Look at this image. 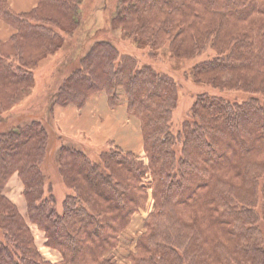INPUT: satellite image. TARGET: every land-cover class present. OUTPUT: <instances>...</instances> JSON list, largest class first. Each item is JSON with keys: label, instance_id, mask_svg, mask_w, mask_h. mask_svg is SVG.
Here are the masks:
<instances>
[{"label": "trees", "instance_id": "16d2710c", "mask_svg": "<svg viewBox=\"0 0 264 264\" xmlns=\"http://www.w3.org/2000/svg\"><path fill=\"white\" fill-rule=\"evenodd\" d=\"M82 1L39 0L16 14L0 0V18L16 31L0 40L1 121L34 92L38 61L78 27ZM111 23L149 45L152 58L164 51L185 60L213 49L214 57L193 67L195 79L252 97L236 103L199 95L175 134V79L112 41L91 42L62 76L52 108L83 107L101 91L111 106L125 101L140 123L144 154L115 143L92 157L62 146L58 168L70 193L58 211L42 171L44 122L1 132L0 264H124L121 237L145 208L148 174L155 207L141 235L126 241V264H264V0H119ZM14 175L27 217L6 194ZM32 225L60 261L43 257Z\"/></svg>", "mask_w": 264, "mask_h": 264}, {"label": "rangeland", "instance_id": "374dc122", "mask_svg": "<svg viewBox=\"0 0 264 264\" xmlns=\"http://www.w3.org/2000/svg\"><path fill=\"white\" fill-rule=\"evenodd\" d=\"M118 7L119 0H83L79 7L80 13L78 27L72 34L65 35L66 40L60 50L47 54L34 66L36 74V86L34 92L29 96L24 97V100L22 99L19 104L14 106L11 111L5 114L3 121L0 120V133L10 127L17 125L22 126L32 122L33 120H40L44 122L49 133V142L46 158L42 164V171L46 178V194L50 192L54 193L56 198V208L58 211L62 210L64 199L66 195L70 193V190L62 181L59 173L58 157L60 147H75L92 157L97 155L101 150H106L116 144L115 141L109 140L101 145L88 149L86 148L87 145L84 143L83 139H80L81 137L79 136L72 140L62 136L61 134L55 133L50 123V119L47 116V110L52 103L53 95L57 91V85L60 83L62 76H64L67 68L73 64L76 58H79L81 55L86 53L91 42L98 40L112 41L121 53L136 56L140 60L142 66H153L158 71L166 73L175 79L178 86V106L175 109L172 118L173 131L175 134L178 133V130L181 128L183 122L188 118L190 109L199 95L208 94L218 96L227 101L236 103H242L252 97L250 94L240 90H222L214 88L208 83L198 82L195 79L194 73L192 72L193 67L202 60L214 57L216 53L213 49L208 48L202 54L185 60L175 59L164 51L158 53L157 56L152 58L149 52V45H140L135 34H131L129 36L128 34H125L124 30L121 28L114 25V27L112 26L111 20L117 13ZM64 68H66V70ZM105 95L107 96L106 93ZM124 102L125 101H122L116 106L109 105V107L111 109H115L118 106H123L126 108L127 114L131 118L138 121L135 116L129 113L127 105ZM86 105L87 103L84 104L83 107H79L74 104H70L68 106H73L81 110L85 108ZM16 180H18L17 182H19L22 189L20 188L19 190L21 197L16 196L15 202L18 204L22 215L27 217L26 203L22 194L23 186L19 179L16 178L15 181ZM143 181V186L145 188V192L147 193L145 208L143 211L135 214L131 224L123 232L121 237L122 245L120 246L118 253L124 264L128 262V260L124 259V257H127L130 250H132V246L129 244L127 245L126 241L130 238H136L141 235L144 231L146 218L155 207V202L151 194V176L148 174ZM9 187L10 182L7 186V195L11 193L10 191L17 189L15 184L13 187ZM258 210L260 212L261 207H259ZM258 227L262 234L264 246L263 217L260 218ZM31 228L37 246L43 257L53 263L60 261V253L46 246L44 234L37 229L36 226L32 225ZM0 238H2L1 229Z\"/></svg>", "mask_w": 264, "mask_h": 264}, {"label": "crops", "instance_id": "0c3cea01", "mask_svg": "<svg viewBox=\"0 0 264 264\" xmlns=\"http://www.w3.org/2000/svg\"><path fill=\"white\" fill-rule=\"evenodd\" d=\"M9 6L11 10L16 14H24L32 11L34 8L38 6L39 0H8ZM16 31L8 25L6 22H4L0 18V40L3 42L8 41L11 36ZM60 108L61 110H68L73 109L74 110V121L73 124L76 125L78 121L83 117H88L90 120L93 121L92 127H90L89 131L92 132V136L87 135V130L85 128L77 130L75 134H69L64 131L63 126L60 124L58 118H57V109ZM107 113V114H106ZM122 114L124 120L121 123V128L124 130V132H127V130H130L128 133L129 135L135 134L136 135V141L131 142L123 135V133L119 132H111V130L107 127V116H117L118 114ZM47 116L50 119V123L52 125L53 131L57 134H61L62 136L74 140V138H77L78 136L81 137L80 139H83L84 143L87 145L86 148L91 149L93 147H96L98 145L103 144L106 141H115L118 146L123 148L126 151H132L136 154L143 155L144 154V144L142 139V134L140 132V126L137 120L131 118L126 111V108L123 106H118L115 109H111L109 107L108 98L103 92H98L94 94L87 102V105L83 109H77L73 106H54L52 108V105L47 110ZM95 132L98 134H101L103 137H100L98 139L95 136ZM127 134V135H128ZM95 137V140L93 142L92 138ZM81 143V142H80ZM85 148V149H86ZM61 149V147H60ZM59 149V152H60ZM17 176H14L12 180H10V187H13L15 184L17 189H14L13 191H10L11 195L8 194L7 196L15 203V197L19 196L21 197L20 193V184L15 181ZM16 182V183H15ZM18 184V185H17ZM9 185V184H8ZM22 189V188H21ZM8 190V189H7ZM23 192V190H22ZM7 193V192H6ZM13 195V196H12ZM18 206V204H17ZM19 208V207H18Z\"/></svg>", "mask_w": 264, "mask_h": 264}, {"label": "bare ground", "instance_id": "6f19581e", "mask_svg": "<svg viewBox=\"0 0 264 264\" xmlns=\"http://www.w3.org/2000/svg\"><path fill=\"white\" fill-rule=\"evenodd\" d=\"M57 118L60 122V124L63 126L64 131L69 133V134H75L77 132V130L79 129H83L85 128L87 130V135L88 136H92V132L89 131L90 127H92L93 125V121L90 120L88 117H83L81 118L78 123L76 125L73 124L74 121V110L73 109H68L66 111L61 110L60 108L57 109ZM107 114V113H106ZM124 120L122 114H118L117 116H107V127L109 130H111V132H119L121 130H123L121 128V123ZM130 132V130H127V132L121 131V133H123V135L126 137V139H128L131 142H135L136 141V135L132 134L129 135L128 133ZM128 134V135H127ZM95 136L98 139H100V137H103L101 134H98L95 132ZM93 142L95 140V137L92 138Z\"/></svg>", "mask_w": 264, "mask_h": 264}]
</instances>
